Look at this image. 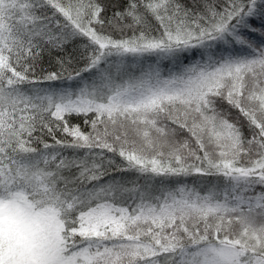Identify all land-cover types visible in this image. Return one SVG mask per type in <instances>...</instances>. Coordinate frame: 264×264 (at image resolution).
<instances>
[{
	"label": "snow or ice",
	"instance_id": "obj_1",
	"mask_svg": "<svg viewBox=\"0 0 264 264\" xmlns=\"http://www.w3.org/2000/svg\"><path fill=\"white\" fill-rule=\"evenodd\" d=\"M0 264H264V0H0Z\"/></svg>",
	"mask_w": 264,
	"mask_h": 264
}]
</instances>
